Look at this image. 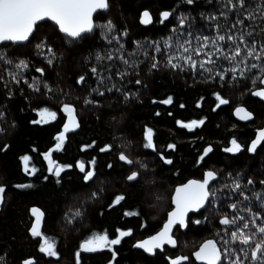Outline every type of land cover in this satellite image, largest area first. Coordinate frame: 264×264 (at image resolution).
<instances>
[{"label": "trees", "instance_id": "trees-1", "mask_svg": "<svg viewBox=\"0 0 264 264\" xmlns=\"http://www.w3.org/2000/svg\"><path fill=\"white\" fill-rule=\"evenodd\" d=\"M246 2L254 7L257 0ZM108 3V10H102L93 17L97 27L82 40L71 42L57 32L52 23L43 22L37 25L35 39L30 38V42L22 45L0 43V52L6 53L14 63L23 60L28 65L18 72L14 64L0 61V186L6 190L0 208V264H25L26 261H31V264H50L48 260L52 257L39 251L42 238L31 237L27 233L32 224L29 210L34 206L46 211L41 233L42 237L56 244L57 254L63 259V262L60 260L56 264H73L70 261L77 235L87 230L78 228L74 232L59 221L67 200L66 194L72 192L76 195L84 190L77 173L70 170L64 175L62 172L60 183L57 184L59 178L43 172L42 154L57 141L56 137L64 122L62 109L65 105L74 107L79 121L78 130L66 135L61 147H64L66 154H72L70 164L77 168L78 164H74L72 158L78 145L86 144L85 151L89 152L91 149L99 151L109 147V151L96 157L97 163L101 165L96 177L104 176V183L109 180V175H117L115 179L118 180L116 184H104L106 191L108 189L104 194V203L100 205V202L95 201L86 208L84 228L91 224L96 230L104 227L111 231L113 226L122 228L137 224V221L120 218L122 208L136 207L141 217L150 218L152 224L146 227L149 230V226H152L153 232L165 218L164 213L170 207L171 191L176 183L184 182L188 177H200L202 169L207 166L218 173V181L214 184L216 197L198 216L188 218L184 233L177 232L175 251L148 258L130 250L131 240L122 239L120 252L112 262L105 261L107 256L101 253L82 256L79 264H171L177 258H186L182 264H195L191 254L202 241L213 239L222 252L229 246L224 242L230 239L228 233L235 228L220 223L225 216L229 219L244 216L248 220L252 213H258L264 218V207L254 196L255 193L264 195V184L261 183L264 181V142H261L255 153H245L254 129L264 121V104L252 97L253 91L262 87V83L257 81L253 84L250 78L233 80L231 73L225 74L221 80L207 73L193 71L187 65L183 66V70H173L167 64V52L164 55L154 53L150 47L155 43L163 47V42L169 37L174 39L172 30L179 28L181 18H185V27L181 31L192 33L193 48L202 43V40L197 41L194 37L208 36L211 41L218 33L226 37L239 36L241 30L251 22L245 20L243 26L238 25L229 32L237 14L235 11L229 12L227 19L220 15L221 12H227L225 0H194L192 4H188L187 0H108ZM145 8L152 12L153 19V23L147 26L141 25L138 19ZM157 11L172 13L169 21L161 24ZM108 21L114 26L112 35L120 38L126 52L135 51L138 43L145 45L149 54H154L160 64L157 69H151V60L140 55L135 57L138 63L134 68L126 69L128 75L121 77L116 74V69L125 70L124 66L119 61L111 62L116 67L112 70L114 75L110 83H115L120 90L109 92L101 89L105 94L100 96L93 92L98 87L96 77L91 72L93 66L99 67L95 55L109 51L118 55L115 52L116 42L110 45L106 30L100 27ZM256 24L264 26V21L257 18ZM252 28L255 30L247 37V42L251 44L255 41L259 49L264 44V32L255 25ZM41 43L43 47L38 49L36 45ZM217 43L226 50L231 42L226 39ZM49 48L53 51L49 52ZM49 59L52 60L51 64L48 63ZM194 59L199 62L205 57L194 56ZM230 66L225 60H217L218 71ZM37 69H43L44 75ZM13 73L22 79L17 82L12 77ZM256 74L253 70L250 75ZM81 76L85 77L86 83H77ZM137 79L141 84L135 83ZM37 83L39 91L34 90ZM217 94L228 103L220 105ZM169 96L173 98L171 105L160 103ZM154 100L157 102L153 103ZM237 104L244 105L254 113L252 122L242 124L233 119L230 112ZM45 109L55 112L56 119L46 124L32 123L40 119L38 113ZM157 112L160 114L156 115ZM200 120L204 124L191 131L180 126L181 123ZM147 129L153 131L155 147L151 150L145 147ZM233 139L241 145V151H224L231 146ZM169 145H175V148L171 149ZM206 145L211 146L213 151L201 160ZM121 154L132 161L130 168L124 162H117ZM159 154L169 157L172 164L165 165ZM24 156L29 157V168H35L34 175L26 174L23 170ZM90 156H80L78 160L85 162ZM108 162L111 167L105 169ZM130 169L140 174L135 181L126 184L120 179ZM234 180L241 183L245 195L250 197L248 201L243 200L238 192L232 191ZM248 180L254 183L248 185ZM116 190L121 191L125 199L117 207L107 210L110 195ZM233 203L237 205L236 211L230 207ZM197 220L199 224L195 223ZM242 223L238 220L237 226ZM230 246L233 249L242 247L238 243ZM221 264H227L223 255Z\"/></svg>", "mask_w": 264, "mask_h": 264}, {"label": "snow or ice", "instance_id": "snow-or-ice-1", "mask_svg": "<svg viewBox=\"0 0 264 264\" xmlns=\"http://www.w3.org/2000/svg\"><path fill=\"white\" fill-rule=\"evenodd\" d=\"M194 0H187L188 4H192ZM110 7L108 0H0V43L3 42H12V43H24L30 42L31 39H35V33L37 31L38 22L44 20L53 21L59 28V31L64 34L71 42H76L84 39L86 34L92 33L97 27L93 22V14L97 10H108ZM225 7L227 12H221L220 15L227 19V14L229 12L235 11L237 18L235 22L228 29L230 32L232 29L236 28L238 25L243 26L245 20H249L251 23L248 27H245L241 30L239 36L235 35H226L217 34V36L210 41L208 36L203 37H194L195 40L201 41L197 47H192V33L188 31L185 33L181 31L185 27V18L180 19L179 28H174L172 31L175 33V38L169 37L168 40L163 42V47L160 43H155L150 47L153 48L154 53H160L164 55L166 52L168 54L167 64L173 70H183V66L187 65L191 70L198 73L203 72L207 73L209 76L219 77L223 80L225 74L231 73V79H252V83L256 84L257 81L264 83V44H261L259 49H257V44L253 41L251 44L247 42V37L252 35V31L255 29L252 28V25L259 27L261 32H264V26L256 24L257 18L260 21H264V0H257L256 5L247 4L246 0H225ZM172 13L164 11L161 13V21L163 24L165 21H169ZM242 17V18H241ZM213 20L216 19L215 16L212 17ZM153 19L148 11H143L140 24L141 25H151ZM106 30V38L108 43L111 45L113 41L116 42L115 52L118 55H114L113 52L109 51L104 54L97 53L95 55V61L99 67L93 66L91 72L96 77L97 88L93 89L97 95L103 96L105 94L104 90L112 91L116 89L119 91L115 83H110L113 79V68L116 67L113 61H119L121 65L124 66L125 70L119 68L116 69V74L121 77L128 75L126 69L134 68L138 63L135 57L143 55L148 57L151 60V69H157L160 61L156 56L150 55L148 48L145 45L137 44L136 50L133 52H126L124 44L121 42L118 36L112 35L114 32V26L111 21H108L107 24L100 26ZM219 27V25L217 26ZM122 35H126L123 33ZM227 41L231 42L229 47L225 50L222 45H219L217 42ZM239 41V43H237ZM232 45H235L233 47ZM243 45V49L241 48ZM36 47L39 49L43 47V44H37ZM209 49V51H204ZM49 52L53 50L48 49ZM243 52V54H242ZM203 55L205 59L197 62L194 59V56ZM215 57V59H213ZM225 60L228 62L230 67L222 70L216 69L217 60ZM0 61L7 64H14L15 69L20 72L23 69L28 67L27 63L23 60L18 63H14L6 53L0 52ZM105 61L109 63H105ZM143 63V61H139ZM182 62V63H181ZM48 63H52V60L49 59ZM253 70L256 71V75L251 76ZM42 76L44 75L43 69H37ZM12 77L17 82L22 79L16 73L12 74ZM85 77H79L77 83H86ZM27 83V81H25ZM136 84H141V81L137 79ZM33 85H30L32 87ZM104 89V90H101ZM34 90L39 91L38 83L35 85ZM253 95L264 99V90L253 91ZM127 98V97H125ZM217 99L219 100L220 105L227 104L226 99L220 98L217 94ZM157 101H153L156 103ZM86 103H92V101H86ZM165 105H171L173 103V98L171 96L160 101ZM199 106V104L197 105ZM184 107V105H181ZM63 111L67 114V123L64 125L63 133L56 137L58 141L55 146L56 150H59L64 141L65 134L69 131H74L79 128V123L75 115V109L72 106L65 105ZM160 113L157 112L156 115ZM171 114V113H169ZM40 119L33 121L32 123H49L52 120L56 119V113L49 111L47 109L39 111L38 113ZM236 115L241 120H251L252 115L250 112L246 111L243 107L236 109ZM179 123V122H178ZM204 124L203 120L192 121L191 123H181L180 126L187 128L191 131L195 127H199ZM146 148H154V139L153 131L147 129L145 133ZM264 142V131H260L258 138L252 142L248 151L255 153L257 147ZM87 148V146H83ZM7 146H5L6 150ZM169 148L174 149L175 145H169ZM109 147L102 148L101 151H109ZM213 151L212 147L209 146L201 160L204 156H207ZM224 151L229 153H238L241 151V145L233 139L231 141V146L224 149ZM49 160V171L54 174L57 178L61 177V173L65 171L63 167L54 165L51 161L50 154L45 157ZM165 164H172L171 159H165L161 157ZM23 170L26 174L31 173L35 174V168H29V157L24 156L23 158ZM119 159L127 163H132V161L127 160L124 154H121ZM94 164L95 161L93 160ZM69 168L71 166H68ZM111 167V165H109ZM78 169L81 173L84 174L85 182L92 181L94 178V170H85V165L83 163L78 164ZM138 178L137 173L133 172L127 177L129 181H135ZM46 179V178H45ZM217 180V175L213 171H208L206 173L205 179L200 182L192 180L184 186L178 187L175 190L174 204L175 210L169 214L167 223L164 225L162 231H160L156 236L151 239L145 240L143 242L137 243L135 246L137 248L143 249L145 252L154 254L156 249L163 250L164 245H172L175 247L176 241L172 237V229L174 226L179 225L180 227L188 226V213L199 211L204 208L206 204L210 205L212 199L216 197V185L213 184ZM59 183V179L57 180ZM254 181L248 180L247 184L252 185ZM264 184V181H261ZM17 187H31V185H17ZM228 187V185H225ZM5 188L0 186V204L4 203L5 199ZM232 191L238 192L239 196L243 200L248 201L249 196L245 195L242 185L238 180L233 181ZM255 199L260 201L261 206L264 207V195L260 193L254 194ZM124 196H119L116 198V203L119 204L120 201L124 200ZM233 211L237 210V205L235 203L230 205ZM247 207V206H246ZM249 212H252L251 208L247 209ZM33 216L36 217L35 223L32 226L30 232L33 237H41L42 243L39 248V251L45 253L50 257H58L56 251V244L53 240L42 237L41 233V213L38 209L33 208ZM79 213H77L78 215ZM136 213H126V215H135ZM243 221L242 224L237 226V221ZM260 221V223H257ZM199 224L200 221H195ZM222 225H225L229 228H235L228 233L230 239L226 240L224 243L229 245L223 249V252L220 248L217 247V244L213 241L206 242L197 252L196 258L203 262V264H221V257L223 255L224 260L227 264H264V218H261L258 213H252L250 219L245 220L244 216L233 217L229 219L227 216L220 220ZM251 225V227H250ZM252 229H255L254 231ZM119 231V230H118ZM131 235L130 231H119V238L109 240L106 234L96 235L92 239L85 241L81 245V250L83 252H96L101 250L109 245H119L121 240ZM239 244L242 247L238 249H233L231 244ZM77 264L80 261V252H77ZM115 257V253H113ZM186 258H177L171 261V264H182V260ZM25 264H31V261H26Z\"/></svg>", "mask_w": 264, "mask_h": 264}, {"label": "flooded vegetation", "instance_id": "flooded-vegetation-1", "mask_svg": "<svg viewBox=\"0 0 264 264\" xmlns=\"http://www.w3.org/2000/svg\"><path fill=\"white\" fill-rule=\"evenodd\" d=\"M253 98L255 100H257V101H260L259 99L255 98V97H253ZM261 102L264 104L263 101H261ZM237 105H242V104H237ZM232 109H231V112H232ZM246 110L248 111L249 109L246 108ZM231 112H230V114H231ZM249 112L252 113L250 110H249ZM252 115H253V119L250 122H252L254 120V118H255L254 113H252ZM232 117H233V115H232ZM263 124H264V121L261 124H258V127L256 129H254V132L252 134L253 136H251V139L249 140V142L254 138L255 132L257 130H259L260 127ZM66 135H69V134H66ZM249 142L247 144V148L248 149H249V146H248ZM56 145H57V141L55 142V144L48 151H46L45 153L42 154L43 155L42 156V165L44 166V169H43L44 174H46V175H51L52 174L49 171V167H50L49 160L45 158L46 156H48L50 154L52 163L54 165L63 167L65 169V171L63 172L64 175H65L66 172H68L70 170H74V172L77 173L76 174L78 176L77 179L80 181L82 186H84V190L79 191L78 193H76V195L73 194L72 192H69V193L66 194V197H67L66 199L67 200H66L65 205L63 207L64 211H62L60 216H59L60 223L65 225L68 228L73 229L74 232H77L75 229H78V228L87 229L85 232L82 231V235H80V236H78L79 235V233H78V235H77L78 239L76 241L74 249L72 250L73 254H72L70 262L73 263V264H77L76 254H77V252H80V245L83 244L85 241L92 239L96 235H104V234H106L108 236L109 240L115 239V238H119V231H130L131 235L126 236V237L123 238V239H126V240H131V242L129 244L130 250H135V251L139 252L140 254H142L143 256L148 257L147 255H144L143 252L138 250L135 245L137 243H140V242L144 241V239L155 235L158 231L161 230L162 224L166 220L167 212L172 210V207L170 205V200H169V204H168L170 207L164 213V216H165L164 220L161 223H159L158 229H156L153 232H151L152 229H153L152 226H149L150 227L149 230L146 227L147 225L152 224V221H150V218L149 217L146 218L144 216L141 217V215L139 213V210L136 207H132L131 209L122 208L121 211H120V218H121V220L123 218H125V219H131V221L132 220L133 221H137V224L135 223V224H132V226H130V225L123 226L122 228H120L119 226H113L112 227L113 230H111V231L105 229L104 227L103 228L101 227L100 230L99 229L96 230L91 224L87 228H84L85 225H86L84 219H85V216H86L87 211H88V209H86V208L89 205H92L93 203H95V201L98 202V203L100 202V205L102 203H104V198H105L104 194L106 192H108V189L106 191V188L104 186V184H106V183H104L105 182L104 181L105 177L104 176L96 177L97 172H98V170H100V166H101L100 164L97 163L96 157H97L98 154H101V153L107 152V151H101V150L94 151L93 149H91L90 152L89 151H85L86 148H84L83 146H86V144L85 145L84 144L78 145V147L76 148V152H74L75 155L72 158V159L75 160L74 164L83 163L85 165V170L86 171L94 170V173H95L93 180L86 183L85 180H84V174L79 171L78 167L77 168L73 167V165L70 164V162L72 161L70 156H72V154L71 155L66 154V152L64 151V147L60 148L59 150H56V148H55ZM86 152H89V153H86ZM245 153L248 154V155L253 154V152H250L248 150H246ZM86 155L87 156L91 155V156L88 159H86L85 162H82V161L78 160V157L86 156ZM161 157H163L165 159H170L169 157H166L164 155H160L159 154V158L161 160H163ZM93 160L95 161L94 164L92 163ZM119 162H121V161H119ZM109 165H110V163L108 162V165L105 166V169H108ZM165 165L169 166V164H165ZM68 166H71V167L69 168ZM207 169H211V168L207 166L206 168H203L202 170L204 172ZM211 170L217 175V180L213 182V184H215L218 181V173L216 171H214L213 169H211ZM203 172H202V174H203ZM139 174L140 173H137V176ZM202 174H201V176H202ZM123 175H122L123 177H121V179L124 180V182H126V184H130L129 182L126 181V179L129 176V174H126V175L123 174ZM109 176L113 177L114 179L117 177V175H109ZM201 176L197 177V178L188 177L185 180H188V179H201ZM59 180H60V178H59ZM185 180H184V182H185ZM131 182H133V181H131ZM184 182H179V183H176L175 185L182 184ZM59 183H57V184H59ZM171 193H172V191H171ZM121 195L124 196L121 193V191H119V190H116V191L112 192V194L110 195V199L108 201L109 204L106 206L107 210L110 209V208H115L121 203V201H120L119 204L116 203V198L121 196ZM2 205L3 204H0V208H1ZM34 207L37 208L39 211H41L43 213V217L44 218H43V221H42L43 222L42 228H41V231H42L43 230V225L45 223L46 211L41 209L38 206H34ZM207 207H208V205H207ZM204 210H202L201 212H203ZM201 212H198V213H201ZM77 213H79V214L77 215ZM126 213H136V214L135 215H126ZM190 216H198V214L189 215L187 217V220H188V218ZM30 219H31V216H30ZM31 221H32V219H31ZM82 225H84V226H82ZM146 230H148V231L146 232ZM177 232L181 233L179 231L178 227H176L175 230H173V232H172V237H173V239L175 241H176V238H177V237H175ZM36 238H40V237H36ZM121 243H122V240H121ZM120 244L119 245H109L108 247H105V248H103L101 250L96 251V253H90V255H100L101 253H104L107 256L105 261L112 262L113 260H115L117 258L118 254L120 252L119 251ZM176 247H177V243L175 245L174 250L168 249L167 247H163L162 252L156 251L154 253V256H156V254H159V255L165 254L168 251H175L177 249ZM113 253H115V257H113ZM90 255H85V254L80 252V260H81L82 256L89 257ZM148 258H151V257H148ZM60 260L63 262V259H61L58 256V257H52L50 260H48V262L50 264H56Z\"/></svg>", "mask_w": 264, "mask_h": 264}, {"label": "water", "instance_id": "water-1", "mask_svg": "<svg viewBox=\"0 0 264 264\" xmlns=\"http://www.w3.org/2000/svg\"><path fill=\"white\" fill-rule=\"evenodd\" d=\"M102 10H97V12L96 13H94L93 14V17H94V15L95 14H97V13H99V12H101ZM143 11H148L147 9H145V10H143ZM143 11H141L140 12V14H139V17H138V19H139V22H140V18H141V15H142V12ZM149 12V11H148ZM150 13V12H149ZM151 15V14H150ZM43 22H49V23H52L55 27H56V29H57V32H59L60 34H62L60 31H59V28H58V26L53 22V21H51V20H44V21H40V22H38V24H40V23H43ZM143 26H145V25H143ZM64 35V34H63ZM10 43H12V42H10ZM26 42H24V43H16V44H25ZM13 44H15V43H13ZM258 90H264V83H262V87H260V88H258ZM255 91H257V90H255ZM252 96L253 97H255V98H257V99H259L260 101H263L264 102V99H261L260 97H257V96H255V95H253L252 94ZM241 107H243L245 110H246V108L243 106V105H237L235 108H233L232 109V112H231V114L233 115V119L237 122H239V123H242V124H247L248 122H250L252 119H253V115H252V113H251V115H252V119L251 120H241V119H239V117L236 115V109L237 108H241ZM63 110V109H62ZM247 111V110H246ZM248 112H249V110H248ZM77 117V116H76ZM64 122H63V124H62V126H61V129H60V133L58 134V135H60L61 133H63V130H64V125L67 123V114L65 115V117H64V120H63ZM78 121V120H77ZM78 123H79V121H78ZM78 130V128L77 129H75L74 131H69L68 133H66V134H74V132H76ZM260 131H264V124L260 127V129L259 130H257L256 132H255V136H254V138L249 142V147H250V145L252 144V142L254 141V140H256L257 138H258V135H259V132ZM65 134V135H66ZM260 146V145H259ZM258 146V147H259ZM209 147V145H206L205 147H204V152H205V150L207 149ZM257 147V148H258ZM152 148H150V150H151ZM119 157H120V155H119ZM120 160V159H119ZM128 160V159H127ZM121 161V160H120ZM121 162H124L125 163V165L126 166H130V164L129 163H127V162H125V161H121ZM208 171H212L211 169H207L206 171H204L203 172V174H202V176H201V179H188V180H185V182L184 183H182V184H178V185H175V187L173 188V190H172V195H171V198H170V205H171V207H172V210L171 211H169V212H167V214H166V220H165V222L162 224V228H161V230L160 231H162L163 230V228H164V225L167 223V221H168V218H169V214L172 212V211H174L175 210V204H174V196H175V190H176V188H178V187H181V186H184V185H186L187 183H189L190 181H192V180H196V181H200V182H202L204 179H205V177H206V173L208 172ZM133 172H135V171H131L130 172V175L133 173ZM136 173V172H135ZM126 181L127 182H129V183H131V181H129L128 179H126ZM207 205L208 204H206V206L204 207V208H202V209H200L199 211H195V212H189L188 213V216L189 215H196V214H198V212H201L202 210H204L206 207H207ZM33 208H35V207H33ZM33 208H31L29 211H30V216H31V219H32V224H31V226H30V228H29V230H28V234L31 236V237H33L32 235H31V232H30V230H31V228H32V226L34 225V223H35V219H36V217L35 216H33V214H32V209ZM37 209V208H36ZM41 212V211H40ZM42 213V212H41ZM43 216L41 217V228H42V224H43ZM176 227H178V229H179V231L181 232V233H184L185 231H186V229H187V227H180L179 225H176V226H174L173 227V229H172V232H173V230H175V228ZM160 231H158L155 235H153V236H150L149 238H146V239H144V241L145 240H148V239H151L152 237H154V236H156ZM172 234V233H171ZM208 241H213L212 239H210V240H206V241H204V242H202L199 246H198V248L192 253V255H191V259H193V261L195 262V264H203V262L202 261H200V260H198L197 258H196V253L197 252H199L200 251V249H201V247L206 243V242H208ZM143 242V241H142ZM214 242V241H213ZM82 245V244H81ZM81 245H80V252L81 253H83V254H85V255H90V253H96V252H83L82 250H81ZM164 247H167L168 249H171V250H174V248L175 247H173L172 245H168V244H166V245H164ZM137 248V247H136ZM138 250H140L141 252H143L144 253V255H147L148 257H153L154 256V254H150V253H148V252H145L143 249H141V248H137ZM156 251H158V252H162V250H160V249H156L155 250V252ZM154 252V253H155Z\"/></svg>", "mask_w": 264, "mask_h": 264}, {"label": "rangeland", "instance_id": "rangeland-1", "mask_svg": "<svg viewBox=\"0 0 264 264\" xmlns=\"http://www.w3.org/2000/svg\"><path fill=\"white\" fill-rule=\"evenodd\" d=\"M145 9H147L149 12H150V14H151V17H152V12L148 9V8H145ZM157 14L159 15V18H161V12H159V11H157ZM65 115H66V113L64 112V117H65ZM66 136V135H65ZM119 157L117 158V162L119 163ZM121 163V162H120ZM125 165V164H124ZM130 165H131V163H130ZM126 166V165H125ZM77 167H78V165H77ZM126 167H128V166H126ZM131 166H129L128 168H130ZM131 171H135L136 172V170L135 169H130V170H128V171H126V172H124L125 173V175L126 174H129L130 175V172ZM137 173V172H136ZM124 176V175H123ZM123 176H121V177H123ZM121 181H122V179H120ZM117 181L118 180H116V179H114L113 177H111V176H109V180L106 182V183H108L109 185H111V184H116L117 183ZM116 188V187H115ZM211 239V238H210ZM210 239H207V240H210ZM213 240V239H212ZM204 241H206V240H204ZM204 241H202V242H204ZM201 242V243H202ZM201 243H199V245L201 244ZM198 245V246H199ZM192 255V254H191Z\"/></svg>", "mask_w": 264, "mask_h": 264}, {"label": "bare ground", "instance_id": "bare-ground-1", "mask_svg": "<svg viewBox=\"0 0 264 264\" xmlns=\"http://www.w3.org/2000/svg\"><path fill=\"white\" fill-rule=\"evenodd\" d=\"M77 120H78V118H77ZM70 135V134H69ZM174 236V235H173ZM177 243V242H176Z\"/></svg>", "mask_w": 264, "mask_h": 264}]
</instances>
